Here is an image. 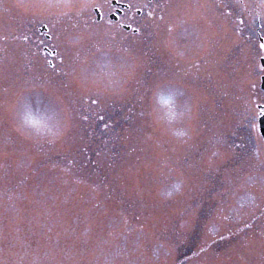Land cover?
Listing matches in <instances>:
<instances>
[{
	"label": "rangeland",
	"instance_id": "374dc122",
	"mask_svg": "<svg viewBox=\"0 0 264 264\" xmlns=\"http://www.w3.org/2000/svg\"><path fill=\"white\" fill-rule=\"evenodd\" d=\"M17 1L0 0V264H264L253 2L229 19L224 0H135L134 35L97 22L112 0Z\"/></svg>",
	"mask_w": 264,
	"mask_h": 264
},
{
	"label": "flooded vegetation",
	"instance_id": "af4514ba",
	"mask_svg": "<svg viewBox=\"0 0 264 264\" xmlns=\"http://www.w3.org/2000/svg\"><path fill=\"white\" fill-rule=\"evenodd\" d=\"M17 1V0H15ZM21 1V0H20ZM25 4V0H22ZM149 3H153L154 0H147ZM226 5L224 6V14L229 19H233V0H224ZM245 0H239L242 4ZM253 4L244 5V18H247L248 21L242 26L244 31L245 39L250 40L251 43L256 44V49L259 55V62L261 65L262 75H261V84L260 89L262 91L263 99L259 102L258 99L260 96L253 97V102L257 108V125L259 128V122L262 120L264 122V0H251ZM18 2V1H17ZM156 4H162V0H157ZM135 0H112L111 1V10L103 8L102 10L94 9L97 22H104L107 26H111L118 31H124L126 34L139 33V28L135 27L139 24V19L142 18L143 12L140 9L135 8ZM156 10H160L159 7H156ZM223 10V9H222ZM149 18H153L154 13L147 12ZM157 14V13H156ZM224 16V17H226ZM160 17V15H159ZM226 17V18H227ZM244 18H238L241 23H243ZM85 19V18H84ZM250 19V20H249ZM229 32V31H228ZM47 40H50V36L46 34L45 37ZM45 52L51 55H55L54 52H51L48 48H45ZM260 133V131H259ZM260 136H263L260 133Z\"/></svg>",
	"mask_w": 264,
	"mask_h": 264
},
{
	"label": "snow or ice",
	"instance_id": "6c2138e0",
	"mask_svg": "<svg viewBox=\"0 0 264 264\" xmlns=\"http://www.w3.org/2000/svg\"><path fill=\"white\" fill-rule=\"evenodd\" d=\"M262 47H264V45H262ZM171 99H172V97L170 95L169 96H164L163 94L161 95V100L165 104H167ZM93 102H95V101H93ZM37 103L39 104V103H42V102L38 101ZM39 114H40V109L39 108H36L35 110H33V108L31 106H26L25 113H24V118L27 121L32 122Z\"/></svg>",
	"mask_w": 264,
	"mask_h": 264
},
{
	"label": "water",
	"instance_id": "95a60500",
	"mask_svg": "<svg viewBox=\"0 0 264 264\" xmlns=\"http://www.w3.org/2000/svg\"><path fill=\"white\" fill-rule=\"evenodd\" d=\"M261 133L263 134V138H264V125L261 124Z\"/></svg>",
	"mask_w": 264,
	"mask_h": 264
}]
</instances>
